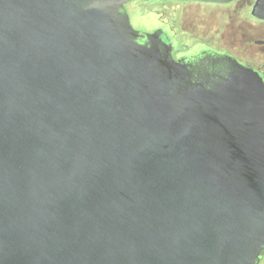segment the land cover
<instances>
[{
  "label": "water",
  "instance_id": "95a60500",
  "mask_svg": "<svg viewBox=\"0 0 264 264\" xmlns=\"http://www.w3.org/2000/svg\"><path fill=\"white\" fill-rule=\"evenodd\" d=\"M128 1L0 0V264H255L264 82L192 84Z\"/></svg>",
  "mask_w": 264,
  "mask_h": 264
},
{
  "label": "flooded vegetation",
  "instance_id": "af4514ba",
  "mask_svg": "<svg viewBox=\"0 0 264 264\" xmlns=\"http://www.w3.org/2000/svg\"><path fill=\"white\" fill-rule=\"evenodd\" d=\"M196 1L189 10L181 0H169L160 6L177 14L182 10L185 17L194 18L191 26L172 20L168 23L167 15L166 20L144 19L133 24L126 3L118 24L132 42L145 44L157 57L181 65L191 83L202 89L218 88L246 69L257 72L264 82V0ZM208 3L224 6L212 11ZM201 14L217 20L207 23L197 18ZM255 264H264V245Z\"/></svg>",
  "mask_w": 264,
  "mask_h": 264
},
{
  "label": "rangeland",
  "instance_id": "374dc122",
  "mask_svg": "<svg viewBox=\"0 0 264 264\" xmlns=\"http://www.w3.org/2000/svg\"><path fill=\"white\" fill-rule=\"evenodd\" d=\"M169 0H131L126 2V8L131 11V17L130 20L135 23H139L140 21H145L144 19L150 20L153 19L155 21H161L166 20L165 17L167 15V22L169 23L170 20L176 21V23H183L187 22L189 26L193 25L191 22L194 18L192 17H185L183 15L182 10L179 11L177 14L171 9L166 8V10L162 7H160L163 2H166L168 4ZM181 2H184L185 6L184 9H191L193 7V4L199 2L196 0H181ZM125 4V3H124ZM123 4V5H124ZM182 4V5H184ZM210 9L212 11H215L216 9L222 8L224 5L223 4H218V3H208ZM197 5V4H195ZM202 6V5H200ZM123 10V6L121 8ZM166 13V14H165ZM165 15V16H164ZM178 15V16H177ZM176 16V17H175ZM199 20L205 21L207 23H211L214 18L217 20V17L213 16H208L205 14H201L197 17ZM203 18V19H201Z\"/></svg>",
  "mask_w": 264,
  "mask_h": 264
}]
</instances>
